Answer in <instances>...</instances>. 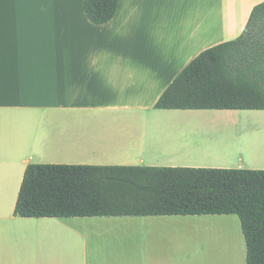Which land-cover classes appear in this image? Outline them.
<instances>
[{"label":"crops","instance_id":"0c3cea01","mask_svg":"<svg viewBox=\"0 0 264 264\" xmlns=\"http://www.w3.org/2000/svg\"><path fill=\"white\" fill-rule=\"evenodd\" d=\"M263 1L119 0L111 21L94 25L83 0H0V264H178L202 235L188 218L216 216L25 219L14 215L24 171L264 170V154L200 143L207 128L170 123L234 111L154 108L199 54L237 39Z\"/></svg>","mask_w":264,"mask_h":264},{"label":"trees","instance_id":"16d2710c","mask_svg":"<svg viewBox=\"0 0 264 264\" xmlns=\"http://www.w3.org/2000/svg\"><path fill=\"white\" fill-rule=\"evenodd\" d=\"M119 0H83L94 25L110 22ZM154 108L264 111V1L235 40L193 59ZM14 215L25 219L236 216L246 264H264V170L28 165Z\"/></svg>","mask_w":264,"mask_h":264},{"label":"rangeland","instance_id":"374dc122","mask_svg":"<svg viewBox=\"0 0 264 264\" xmlns=\"http://www.w3.org/2000/svg\"><path fill=\"white\" fill-rule=\"evenodd\" d=\"M235 114L175 119L170 123L207 128L194 135L195 141L210 145L225 142L239 153L264 154V111H234ZM205 130V129H204ZM252 152V153H251ZM201 231L199 241L185 242L178 264H246V247L236 216L189 217ZM193 240V239H192ZM201 247H200V246Z\"/></svg>","mask_w":264,"mask_h":264}]
</instances>
